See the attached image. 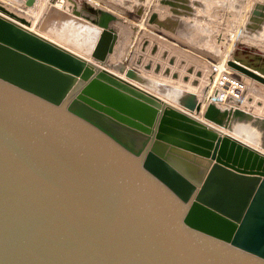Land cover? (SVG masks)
Returning a JSON list of instances; mask_svg holds the SVG:
<instances>
[{
	"label": "water",
	"instance_id": "water-1",
	"mask_svg": "<svg viewBox=\"0 0 264 264\" xmlns=\"http://www.w3.org/2000/svg\"><path fill=\"white\" fill-rule=\"evenodd\" d=\"M89 12L82 56L0 5V264H264V118L202 115L257 149L102 68L123 20Z\"/></svg>",
	"mask_w": 264,
	"mask_h": 264
},
{
	"label": "rangeland",
	"instance_id": "rangeland-1",
	"mask_svg": "<svg viewBox=\"0 0 264 264\" xmlns=\"http://www.w3.org/2000/svg\"><path fill=\"white\" fill-rule=\"evenodd\" d=\"M65 2L91 15L100 8L110 10L123 20L113 52L101 67L124 77L132 71L139 78L132 83L160 98L178 88L216 103L217 92L232 83L237 98L223 105L264 118V84L236 67L264 78V0ZM62 9L44 16L38 31L84 56L92 50L96 32L70 20Z\"/></svg>",
	"mask_w": 264,
	"mask_h": 264
},
{
	"label": "bare ground",
	"instance_id": "bare-ground-1",
	"mask_svg": "<svg viewBox=\"0 0 264 264\" xmlns=\"http://www.w3.org/2000/svg\"><path fill=\"white\" fill-rule=\"evenodd\" d=\"M0 5H2L3 7H5L7 10H9L10 12L14 13L16 16H18L19 18H24L28 23H29V26L27 27L28 30H30L31 32L35 33V34H40L39 31H38V27H39V24L41 23L43 17L45 16L46 12L48 11L49 9V4L46 2V1H41L40 3L38 4H33L29 7V6H24L19 0H7V3L4 2V0H0ZM15 4H14V3ZM63 2V3H62ZM67 2L65 1H59L56 3V8L58 9H62V11L64 12V14L66 15H71L72 14V10L74 9H78L80 10L78 7L76 6H73V5H66ZM70 4V3H69ZM1 15V13H0ZM34 16V17H33ZM41 36H43L42 34H40ZM45 37V36H43ZM47 38V37H45ZM49 39V38H47ZM51 40V39H49ZM53 41V40H51ZM55 42V41H53ZM56 43V42H55ZM58 44V43H57ZM90 52H88V55H89ZM87 57V55H85ZM89 57V56H88ZM88 57L86 58L88 60ZM91 62V61H90ZM127 64V63H125ZM128 65V64H127ZM129 67V66H128ZM103 68V67H102ZM136 68V67H134ZM106 69V68H104ZM137 69V68H136ZM108 70V69H107ZM135 70V69H134ZM111 72V71H110ZM137 72V71H136ZM113 73V72H112ZM114 74V73H113ZM140 74V73H139ZM116 75V74H115ZM118 77L124 79V80H127L126 77H124V75H117ZM129 81V80H128ZM155 81V80H154ZM161 82V81H160ZM131 84H134L135 83L132 81L130 82ZM163 83V82H162ZM137 84V83H136ZM170 86V85H169ZM139 88L141 89H144L148 92H150L149 90L143 88V87H140ZM178 89V88H177ZM175 89V91L173 92V95L170 94H164L163 97H159L158 95H156L157 97H159L160 99L163 100L164 103L166 104H169L171 106H176V96H178L179 93H181L183 90L180 89V90H177ZM187 91V90H186ZM191 92V91H189ZM152 93V92H150ZM194 93V92H193ZM153 94V93H152ZM199 99H200V102H201V109L199 112L193 114V116L200 120L201 122H203L204 124H206L207 126L211 127V128H216L215 130L219 131L221 134H230L231 136L241 140L242 142H245L246 144H248L249 146H252L254 148H257L258 146L256 145V143L253 141V139L251 138V135L248 133V131L246 129H243V128H240L239 130H241V133L244 132V136H239V134L236 132L235 134L233 132H229L228 130H226L225 128L223 127H217L216 125L212 124V123H207L206 121H204L202 115L204 113V110L206 108V106L210 103V102H207L205 100V98H203L202 96H199ZM214 104V103H213ZM218 105H216L217 107H219L220 109H227V107L223 104H220V103H217ZM235 107H232V106H228V109L227 110H232L234 109ZM252 114V113H251ZM254 115V114H252ZM258 149V148H257Z\"/></svg>",
	"mask_w": 264,
	"mask_h": 264
},
{
	"label": "built area",
	"instance_id": "built-area-1",
	"mask_svg": "<svg viewBox=\"0 0 264 264\" xmlns=\"http://www.w3.org/2000/svg\"><path fill=\"white\" fill-rule=\"evenodd\" d=\"M25 7H26V3L29 0H19ZM34 1V4H38L41 1H46L49 5V8L51 6H55L57 2L62 1V0H32ZM65 1V0H63ZM63 3V2H62ZM238 92V87L235 84L229 83V86L225 87V90H220L217 92V94L214 96L213 101H215L216 103H214L215 105H218L217 103L220 104H224L228 99H236L237 95L236 93Z\"/></svg>",
	"mask_w": 264,
	"mask_h": 264
}]
</instances>
